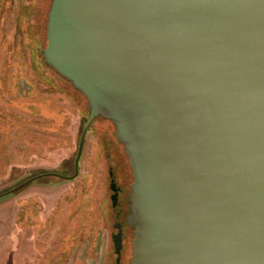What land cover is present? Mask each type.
I'll list each match as a JSON object with an SVG mask.
<instances>
[{
    "label": "water",
    "instance_id": "obj_1",
    "mask_svg": "<svg viewBox=\"0 0 264 264\" xmlns=\"http://www.w3.org/2000/svg\"><path fill=\"white\" fill-rule=\"evenodd\" d=\"M41 54L89 109L75 174L48 175L76 178L91 123H112L130 264H264V0H52Z\"/></svg>",
    "mask_w": 264,
    "mask_h": 264
},
{
    "label": "rangeland",
    "instance_id": "obj_2",
    "mask_svg": "<svg viewBox=\"0 0 264 264\" xmlns=\"http://www.w3.org/2000/svg\"><path fill=\"white\" fill-rule=\"evenodd\" d=\"M51 2L0 0V240L11 245L1 264H117L109 167L124 197L133 177L112 123H91L76 178L48 175L75 174L89 118L86 98L41 54ZM122 221L121 264H130L132 235Z\"/></svg>",
    "mask_w": 264,
    "mask_h": 264
},
{
    "label": "flooded vegetation",
    "instance_id": "obj_3",
    "mask_svg": "<svg viewBox=\"0 0 264 264\" xmlns=\"http://www.w3.org/2000/svg\"><path fill=\"white\" fill-rule=\"evenodd\" d=\"M97 119H99V118H97ZM107 147H109V146H107ZM44 175H47V174H44ZM112 183L115 184V186L118 190V202H117V205L115 208L113 207V204L111 201V197L114 195V193L111 191ZM109 188L111 191L110 192V201H111V207H112V212H113V217H114L113 223H112V227H113L112 236H113V234L118 233V230L115 229L114 226L121 225V230L123 233V250H124L125 227H124L122 220L124 219L126 221L127 215L129 214V204H128L129 194L124 197V195H125L124 194V188L122 187V185L119 181L118 175L112 166L109 167ZM127 208H128V213H126ZM126 223H127V221H126ZM130 231H131V229H130ZM131 235H132V231H131ZM131 241H132V239H131ZM123 250H122V254H123ZM121 260H122V257H121ZM116 261H117V259H116ZM120 264H121V262H120Z\"/></svg>",
    "mask_w": 264,
    "mask_h": 264
},
{
    "label": "trees",
    "instance_id": "obj_4",
    "mask_svg": "<svg viewBox=\"0 0 264 264\" xmlns=\"http://www.w3.org/2000/svg\"><path fill=\"white\" fill-rule=\"evenodd\" d=\"M45 44H46V41H45ZM74 165H75V163H74ZM79 166H80V164H79ZM24 183V182H23ZM23 183H21V184H19L18 186H17V188L18 187H20ZM21 189H23V188H21ZM9 194H11V193H9ZM13 194V193H12ZM7 195V194H6ZM57 237V234L55 233V238ZM54 238V239H55ZM54 239H51V241L50 242H53L54 241ZM8 240H9V238H4V239H2V240H0V264L2 263V258L6 255V254H8L9 252H10V250H11V245L9 244V242H8Z\"/></svg>",
    "mask_w": 264,
    "mask_h": 264
}]
</instances>
